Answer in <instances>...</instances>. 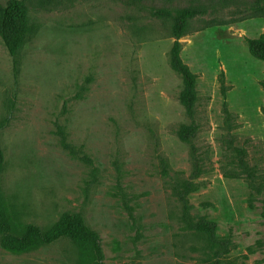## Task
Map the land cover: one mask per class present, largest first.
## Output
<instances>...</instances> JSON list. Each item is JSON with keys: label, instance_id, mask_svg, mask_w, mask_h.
Returning <instances> with one entry per match:
<instances>
[{"label": "rangeland", "instance_id": "rangeland-1", "mask_svg": "<svg viewBox=\"0 0 264 264\" xmlns=\"http://www.w3.org/2000/svg\"><path fill=\"white\" fill-rule=\"evenodd\" d=\"M9 0H0V7ZM27 42L0 40L2 195L20 225L80 215L103 264H264V33L255 0H22ZM192 9L180 58L196 76L193 118L169 64L171 21ZM196 127L192 144L178 138ZM87 157L92 166L82 159ZM166 171V172H164ZM214 227V240L189 229ZM0 264H84L66 239Z\"/></svg>", "mask_w": 264, "mask_h": 264}, {"label": "trees", "instance_id": "trees-1", "mask_svg": "<svg viewBox=\"0 0 264 264\" xmlns=\"http://www.w3.org/2000/svg\"><path fill=\"white\" fill-rule=\"evenodd\" d=\"M251 10L264 16V0H255ZM153 14L160 20L172 22L171 37L174 42L169 53V64L181 78L182 90L179 94V102L186 116L192 119L196 104V76L183 64L180 58L181 44L179 40L189 33L188 21L193 17L194 12L192 9H156L153 10ZM29 33L28 10L22 0H9L5 6L0 7V40L12 58L14 66L17 63L16 56L27 42ZM245 44L250 56L264 64V33L257 38L246 39ZM7 122L8 118H5L0 124V129L6 126ZM195 134L196 127L191 123L188 126L180 127L178 138L191 145ZM82 160L92 166L89 158L84 157ZM3 165L4 155L0 149V246L3 250L13 255H21L66 239L77 248L84 264H103L104 255L100 247L99 236L87 226L80 215L63 214L47 229H42L35 224L20 225L15 223L2 195ZM190 187L191 183L186 182L176 191L182 204L184 222L189 229L212 243L214 240L213 225L204 220L194 222L189 215L185 197Z\"/></svg>", "mask_w": 264, "mask_h": 264}]
</instances>
